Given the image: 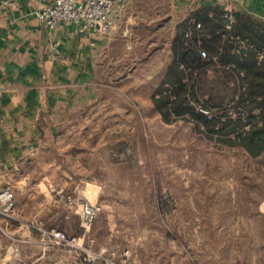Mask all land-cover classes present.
Returning a JSON list of instances; mask_svg holds the SVG:
<instances>
[{"label":"crops","instance_id":"crops-1","mask_svg":"<svg viewBox=\"0 0 264 264\" xmlns=\"http://www.w3.org/2000/svg\"><path fill=\"white\" fill-rule=\"evenodd\" d=\"M54 1L0 0V191L11 189L16 203L13 217H0V264H85L77 251L47 249L42 231L76 236L81 247L85 236L78 211L54 200L65 193L97 202L125 160L111 141L141 135L150 115L159 118L152 88L171 62L178 25L206 7L264 20V0H134L109 35L62 23L49 38L37 13ZM138 90L145 96L134 97ZM250 228L238 239L253 250L264 245V227ZM120 246L101 248L118 261Z\"/></svg>","mask_w":264,"mask_h":264},{"label":"rangeland","instance_id":"rangeland-1","mask_svg":"<svg viewBox=\"0 0 264 264\" xmlns=\"http://www.w3.org/2000/svg\"><path fill=\"white\" fill-rule=\"evenodd\" d=\"M116 140L111 143L124 151V164L109 172L111 183L97 202L88 199L102 210L85 230L83 246L48 250L77 251L85 264H103L99 257L119 256L101 248L114 240L131 264H264L263 244L252 250L238 239L240 231L264 227V156L252 159L206 140L193 122L167 124L160 115H150L141 135ZM100 156L107 164V153ZM92 240L98 248L90 247Z\"/></svg>","mask_w":264,"mask_h":264},{"label":"trees","instance_id":"trees-1","mask_svg":"<svg viewBox=\"0 0 264 264\" xmlns=\"http://www.w3.org/2000/svg\"><path fill=\"white\" fill-rule=\"evenodd\" d=\"M231 17L206 7L178 25L171 62L152 88L153 106L165 123L188 120L206 140L258 159L264 156V20L243 12Z\"/></svg>","mask_w":264,"mask_h":264},{"label":"built area","instance_id":"built-area-1","mask_svg":"<svg viewBox=\"0 0 264 264\" xmlns=\"http://www.w3.org/2000/svg\"><path fill=\"white\" fill-rule=\"evenodd\" d=\"M134 0H55L52 5L47 6L37 13L40 23L48 31V37L52 38L55 30L62 23H72L79 27L80 31L95 33L103 36L109 35L116 27L117 12L126 9L127 5ZM232 19L233 12L226 10ZM201 25H197L200 29ZM230 27L227 26V29ZM238 40V39H237ZM203 58L206 52H201ZM206 115L210 113L200 109ZM54 203L58 207H65L70 211L77 210L81 217V227L85 231L101 212V207L91 203L86 198H77L72 194L59 193ZM16 211L14 193L7 188L0 191V217L11 218ZM41 230V229H40ZM45 241L55 246L79 247V239L72 238L66 233L53 230L42 231ZM118 255L112 253V257H99L103 264H129L128 251L123 252L117 261Z\"/></svg>","mask_w":264,"mask_h":264}]
</instances>
